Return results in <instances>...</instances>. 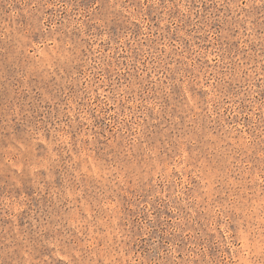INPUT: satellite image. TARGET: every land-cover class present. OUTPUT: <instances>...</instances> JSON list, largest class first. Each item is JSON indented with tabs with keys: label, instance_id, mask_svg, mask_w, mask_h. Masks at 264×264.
Listing matches in <instances>:
<instances>
[{
	"label": "rangeland",
	"instance_id": "374dc122",
	"mask_svg": "<svg viewBox=\"0 0 264 264\" xmlns=\"http://www.w3.org/2000/svg\"><path fill=\"white\" fill-rule=\"evenodd\" d=\"M0 264H264V0H0Z\"/></svg>",
	"mask_w": 264,
	"mask_h": 264
}]
</instances>
